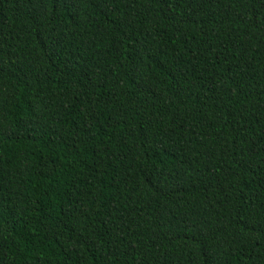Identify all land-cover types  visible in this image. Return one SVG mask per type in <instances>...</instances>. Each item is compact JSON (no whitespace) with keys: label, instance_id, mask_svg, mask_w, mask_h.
I'll return each instance as SVG.
<instances>
[{"label":"trees","instance_id":"1","mask_svg":"<svg viewBox=\"0 0 264 264\" xmlns=\"http://www.w3.org/2000/svg\"><path fill=\"white\" fill-rule=\"evenodd\" d=\"M0 264H264V0H0Z\"/></svg>","mask_w":264,"mask_h":264}]
</instances>
